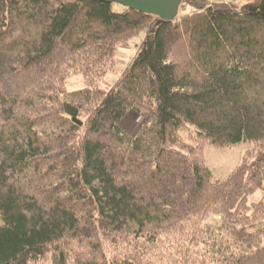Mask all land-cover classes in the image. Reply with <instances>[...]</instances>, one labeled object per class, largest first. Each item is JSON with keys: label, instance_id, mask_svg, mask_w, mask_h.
<instances>
[{"label": "trees", "instance_id": "1", "mask_svg": "<svg viewBox=\"0 0 264 264\" xmlns=\"http://www.w3.org/2000/svg\"><path fill=\"white\" fill-rule=\"evenodd\" d=\"M237 3L0 0V264H264V0ZM242 142L213 182L204 148Z\"/></svg>", "mask_w": 264, "mask_h": 264}, {"label": "rangeland", "instance_id": "2", "mask_svg": "<svg viewBox=\"0 0 264 264\" xmlns=\"http://www.w3.org/2000/svg\"><path fill=\"white\" fill-rule=\"evenodd\" d=\"M250 0H237L238 5L245 4ZM114 10H119L118 7H114ZM182 13L179 11V16ZM177 17V18H178ZM143 35L135 38L128 47L119 48L116 52L115 62L113 65L112 73L105 78V84L112 86L118 80L119 72L124 70L128 65L132 57L137 53ZM83 80L81 76H74L66 81L64 88L66 91H75L83 88ZM150 111L141 106H135L134 110L130 111L122 123L124 131L134 137L140 130L143 122L149 116ZM247 152L255 154L254 145L251 143H240L233 147L216 148L207 145L204 148V160L207 168L211 173V180L213 182H223L229 175L241 164L243 158ZM258 202L264 203V193L261 191L255 192L248 198V204H254Z\"/></svg>", "mask_w": 264, "mask_h": 264}, {"label": "water", "instance_id": "3", "mask_svg": "<svg viewBox=\"0 0 264 264\" xmlns=\"http://www.w3.org/2000/svg\"><path fill=\"white\" fill-rule=\"evenodd\" d=\"M119 5L123 8L156 17L163 23H172L179 16L183 0H91Z\"/></svg>", "mask_w": 264, "mask_h": 264}, {"label": "built area", "instance_id": "4", "mask_svg": "<svg viewBox=\"0 0 264 264\" xmlns=\"http://www.w3.org/2000/svg\"><path fill=\"white\" fill-rule=\"evenodd\" d=\"M207 6H212L216 4H230L237 0H202Z\"/></svg>", "mask_w": 264, "mask_h": 264}]
</instances>
